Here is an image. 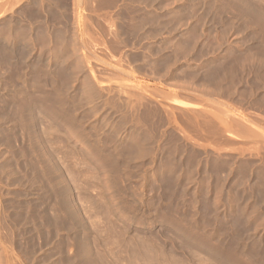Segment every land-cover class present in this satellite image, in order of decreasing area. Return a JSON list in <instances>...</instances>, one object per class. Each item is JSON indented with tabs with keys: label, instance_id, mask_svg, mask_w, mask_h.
<instances>
[{
	"label": "rangeland",
	"instance_id": "374dc122",
	"mask_svg": "<svg viewBox=\"0 0 264 264\" xmlns=\"http://www.w3.org/2000/svg\"><path fill=\"white\" fill-rule=\"evenodd\" d=\"M0 264H264V0H0Z\"/></svg>",
	"mask_w": 264,
	"mask_h": 264
},
{
	"label": "bare ground",
	"instance_id": "6f19581e",
	"mask_svg": "<svg viewBox=\"0 0 264 264\" xmlns=\"http://www.w3.org/2000/svg\"><path fill=\"white\" fill-rule=\"evenodd\" d=\"M180 102V101H179ZM187 105V104H186ZM28 111V110H27ZM30 112V111H29ZM220 119V118H219ZM222 119V118H221ZM35 120V119H34ZM37 121V120H36ZM223 121H224V119H223ZM38 122V121H37ZM226 125V124H225ZM238 125V124H237ZM239 126V125H238ZM226 127V126H225ZM246 128V127H245ZM241 131V130H240ZM39 134V133H38ZM37 136V135H36ZM232 136H233V134H232ZM37 143V142H36ZM61 175V174H60ZM59 176V175H58ZM62 178V177H61ZM72 200V199H71ZM71 202V201H70ZM68 203V202H67ZM70 206H72L71 204H70ZM70 212V211H69ZM72 212V211H71ZM75 213V212H74ZM71 214V213H70ZM73 214V213H72ZM77 214V213H76Z\"/></svg>",
	"mask_w": 264,
	"mask_h": 264
}]
</instances>
